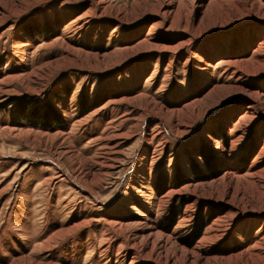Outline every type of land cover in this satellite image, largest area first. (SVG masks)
Masks as SVG:
<instances>
[{"label":"rangeland","instance_id":"rangeland-1","mask_svg":"<svg viewBox=\"0 0 264 264\" xmlns=\"http://www.w3.org/2000/svg\"><path fill=\"white\" fill-rule=\"evenodd\" d=\"M0 264H264V0H0Z\"/></svg>","mask_w":264,"mask_h":264},{"label":"trees","instance_id":"trees-1","mask_svg":"<svg viewBox=\"0 0 264 264\" xmlns=\"http://www.w3.org/2000/svg\"><path fill=\"white\" fill-rule=\"evenodd\" d=\"M32 117L33 120H30V123L42 128H50L55 122L59 121L60 118L55 110H52L48 115L43 114V116L40 117L33 115Z\"/></svg>","mask_w":264,"mask_h":264},{"label":"bare ground","instance_id":"bare-ground-1","mask_svg":"<svg viewBox=\"0 0 264 264\" xmlns=\"http://www.w3.org/2000/svg\"><path fill=\"white\" fill-rule=\"evenodd\" d=\"M46 169H49V168H46Z\"/></svg>","mask_w":264,"mask_h":264}]
</instances>
